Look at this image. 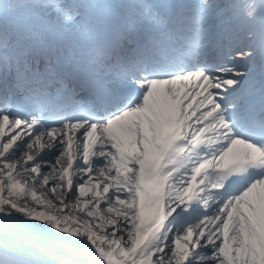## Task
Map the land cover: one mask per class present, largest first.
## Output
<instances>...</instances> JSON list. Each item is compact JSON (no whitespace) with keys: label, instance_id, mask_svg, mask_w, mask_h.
Instances as JSON below:
<instances>
[{"label":"snow or ice","instance_id":"obj_1","mask_svg":"<svg viewBox=\"0 0 264 264\" xmlns=\"http://www.w3.org/2000/svg\"><path fill=\"white\" fill-rule=\"evenodd\" d=\"M0 264H264V0H0Z\"/></svg>","mask_w":264,"mask_h":264},{"label":"bare ground","instance_id":"obj_2","mask_svg":"<svg viewBox=\"0 0 264 264\" xmlns=\"http://www.w3.org/2000/svg\"><path fill=\"white\" fill-rule=\"evenodd\" d=\"M39 210V209H38Z\"/></svg>","mask_w":264,"mask_h":264}]
</instances>
